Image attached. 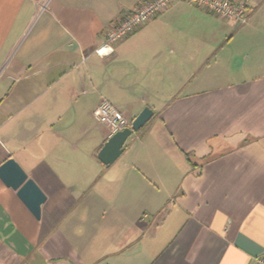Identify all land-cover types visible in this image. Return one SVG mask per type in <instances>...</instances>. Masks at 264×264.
I'll list each match as a JSON object with an SVG mask.
<instances>
[{
	"label": "crops",
	"instance_id": "0c3cea01",
	"mask_svg": "<svg viewBox=\"0 0 264 264\" xmlns=\"http://www.w3.org/2000/svg\"><path fill=\"white\" fill-rule=\"evenodd\" d=\"M145 1L0 0V164L46 196L36 220L0 181V264L264 258V0L238 28L174 0L96 55ZM102 100L130 122L152 110L108 167Z\"/></svg>",
	"mask_w": 264,
	"mask_h": 264
},
{
	"label": "built area",
	"instance_id": "2783aa9c",
	"mask_svg": "<svg viewBox=\"0 0 264 264\" xmlns=\"http://www.w3.org/2000/svg\"><path fill=\"white\" fill-rule=\"evenodd\" d=\"M174 0H147L141 5L129 10L120 18L110 23L103 32L100 46L93 52L99 57H107L113 52V45L122 42L136 29L152 20L159 13L168 8ZM188 4L198 7L238 28L248 22L250 0H184ZM94 121L109 129L110 134L121 131L130 126L128 120L115 106L102 100L91 112ZM264 264V258L257 260Z\"/></svg>",
	"mask_w": 264,
	"mask_h": 264
},
{
	"label": "water",
	"instance_id": "95a60500",
	"mask_svg": "<svg viewBox=\"0 0 264 264\" xmlns=\"http://www.w3.org/2000/svg\"><path fill=\"white\" fill-rule=\"evenodd\" d=\"M151 116L152 110L144 107L131 121L129 127L108 137L97 153L100 163L105 167L111 165L122 154L126 140L138 132ZM0 181L5 187L15 191L18 199L36 220L40 219L41 207L46 201V196L12 157L0 164Z\"/></svg>",
	"mask_w": 264,
	"mask_h": 264
},
{
	"label": "rangeland",
	"instance_id": "374dc122",
	"mask_svg": "<svg viewBox=\"0 0 264 264\" xmlns=\"http://www.w3.org/2000/svg\"><path fill=\"white\" fill-rule=\"evenodd\" d=\"M177 21V19H176ZM175 21V22H176ZM175 22H171V21H168L166 22L163 26H161L158 30H157V35L159 33V36H176L177 34V31L175 30V27L172 28V23H175ZM179 36H183L182 34H179ZM107 101V100H106ZM110 103V102H109ZM111 104V103H110ZM112 105V104H111ZM114 106V105H113ZM95 123V122H94ZM96 124V123H95ZM147 124V123H146ZM145 126V125H144ZM144 126L142 128H144ZM141 128V129H142ZM140 131V130H139Z\"/></svg>",
	"mask_w": 264,
	"mask_h": 264
}]
</instances>
